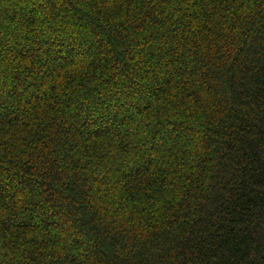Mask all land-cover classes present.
Wrapping results in <instances>:
<instances>
[{
    "label": "trees",
    "instance_id": "obj_1",
    "mask_svg": "<svg viewBox=\"0 0 264 264\" xmlns=\"http://www.w3.org/2000/svg\"><path fill=\"white\" fill-rule=\"evenodd\" d=\"M0 264H264V0H0Z\"/></svg>",
    "mask_w": 264,
    "mask_h": 264
}]
</instances>
